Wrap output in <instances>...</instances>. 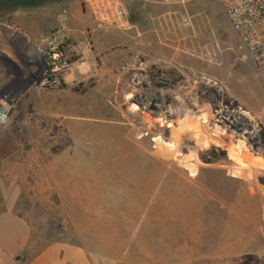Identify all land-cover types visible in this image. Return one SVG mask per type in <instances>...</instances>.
I'll return each instance as SVG.
<instances>
[{
  "label": "rangeland",
  "instance_id": "rangeland-1",
  "mask_svg": "<svg viewBox=\"0 0 264 264\" xmlns=\"http://www.w3.org/2000/svg\"><path fill=\"white\" fill-rule=\"evenodd\" d=\"M125 3L145 48L113 42L96 61L102 25L85 0H0L30 35L22 75L0 87L16 105L0 130V177L14 180L0 205L36 242L95 264H264L263 82L218 0ZM170 9L178 37L152 33L149 16ZM63 25L69 66L42 87L31 44Z\"/></svg>",
  "mask_w": 264,
  "mask_h": 264
},
{
  "label": "crops",
  "instance_id": "crops-1",
  "mask_svg": "<svg viewBox=\"0 0 264 264\" xmlns=\"http://www.w3.org/2000/svg\"><path fill=\"white\" fill-rule=\"evenodd\" d=\"M176 14L177 11L170 9L157 18L149 16L152 21L151 32L157 34L159 31H166L170 36L174 34L178 37ZM7 18L9 19L8 16L0 17V87L22 75L19 46L29 45L30 40V35L19 33L13 29V25L8 26ZM155 23L159 25L156 26ZM186 33L185 36H188V31ZM145 36L130 17L127 29H106L98 25L93 28L92 33V45L96 47V55L93 57L96 59L101 56L105 46H111L118 41L125 46L126 53H140L145 48ZM152 37L156 35L153 34ZM7 69H10L9 74H6ZM13 181L0 177V189L3 187L2 183ZM3 207L4 204L0 205V264H95L92 257L78 246L60 242L43 245L42 241L36 242L32 227L26 219L13 209Z\"/></svg>",
  "mask_w": 264,
  "mask_h": 264
},
{
  "label": "built area",
  "instance_id": "built-area-1",
  "mask_svg": "<svg viewBox=\"0 0 264 264\" xmlns=\"http://www.w3.org/2000/svg\"><path fill=\"white\" fill-rule=\"evenodd\" d=\"M236 33L241 48L253 64L264 84V0H218ZM93 19L106 29H127L129 12L125 0H85ZM64 25L61 30L44 34L31 44L37 55L36 64L44 72L42 87L58 83L57 75L69 64L65 59ZM12 102L6 96L0 97V130L6 127L14 111Z\"/></svg>",
  "mask_w": 264,
  "mask_h": 264
},
{
  "label": "trees",
  "instance_id": "trees-1",
  "mask_svg": "<svg viewBox=\"0 0 264 264\" xmlns=\"http://www.w3.org/2000/svg\"><path fill=\"white\" fill-rule=\"evenodd\" d=\"M261 134H262V142L264 144V131H262ZM242 144H243V142H239L238 143V148H239V150L243 151V153H244L245 148H243ZM211 154L214 156V159H218V154H217V150L216 149H213ZM221 155L224 157V156L227 155V153L223 151V152H221Z\"/></svg>",
  "mask_w": 264,
  "mask_h": 264
},
{
  "label": "water",
  "instance_id": "water-1",
  "mask_svg": "<svg viewBox=\"0 0 264 264\" xmlns=\"http://www.w3.org/2000/svg\"><path fill=\"white\" fill-rule=\"evenodd\" d=\"M154 104H155V101H154L153 104H152V108L154 107Z\"/></svg>",
  "mask_w": 264,
  "mask_h": 264
}]
</instances>
